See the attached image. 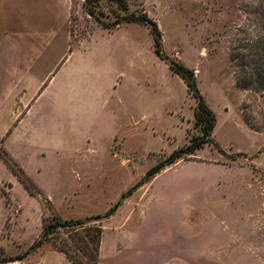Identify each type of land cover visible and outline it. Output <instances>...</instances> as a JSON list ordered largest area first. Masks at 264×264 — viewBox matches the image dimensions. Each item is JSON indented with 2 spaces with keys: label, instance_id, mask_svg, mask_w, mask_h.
I'll return each mask as SVG.
<instances>
[{
  "label": "rangeland",
  "instance_id": "obj_1",
  "mask_svg": "<svg viewBox=\"0 0 264 264\" xmlns=\"http://www.w3.org/2000/svg\"><path fill=\"white\" fill-rule=\"evenodd\" d=\"M126 1L157 23L164 52L195 70L223 151L206 145L125 198L101 222L105 255L122 243L120 229L152 236V264H264V86L249 57L255 46L243 48L264 35L262 1ZM123 15L112 0H0V259L25 253L53 215L106 214L148 169L201 134L196 101L155 54L149 29L102 27ZM41 80L53 87L17 127L27 110L19 95L31 98ZM59 141L65 149L54 147ZM5 154L49 201L30 195ZM42 246L21 264H64L51 243ZM132 248L121 258L142 264L145 248Z\"/></svg>",
  "mask_w": 264,
  "mask_h": 264
},
{
  "label": "trees",
  "instance_id": "obj_2",
  "mask_svg": "<svg viewBox=\"0 0 264 264\" xmlns=\"http://www.w3.org/2000/svg\"><path fill=\"white\" fill-rule=\"evenodd\" d=\"M112 1L119 5L121 10L125 12V15L117 17L115 22L111 25L108 26L103 24L102 27L110 31L124 23H137L149 29V32L153 37L155 54L168 64L169 69L185 83L187 86V92L192 95L196 101V105L193 110L194 127L196 129L199 128L201 134L191 136L187 144L177 148L171 152V154L164 161L159 162L148 169L144 177L137 182L135 186L122 194L118 203L111 207L106 214L91 216L84 220H61L57 216L53 215L50 220L43 223L42 232L39 238L25 253H22L15 258L0 259V264L22 261L46 242L51 243L58 252L64 254L65 257L73 264H98L104 231L101 222L113 215L125 198L131 196L144 184L152 181L167 167L180 161L181 159H187L188 157L195 155L198 150L203 149L206 145H213L218 151H223L221 146L213 138V131L217 123V116L206 103L198 89L195 70L190 69L178 59L176 60L170 58L164 52L162 34L155 21L149 18L146 14L129 12V6L126 0ZM261 1L262 2L260 4L263 7L260 13L262 22L259 21V23L261 22L264 24V0ZM262 29L264 28L262 27ZM246 43L248 44L243 47L244 49L250 48V46L253 45L255 46H253L255 51L253 54L250 53L251 55L249 57L254 56L252 57V63L255 64L253 69L257 72V81L262 83L264 86V35L258 37L257 40L250 43L247 40ZM234 50L235 49H233V51ZM234 56L232 55L233 61H237L238 58H236V54ZM245 56L247 57L248 55ZM237 67H239V72L237 74L238 85L243 87L241 84L242 76L243 74L250 75L249 72H247L250 67L248 66V62L245 60L242 61L241 66L237 65ZM1 158L11 173L21 184H23L31 196H36L38 198L44 197L39 188L16 162H14L7 154H5V158L2 156ZM45 199L49 201L47 198ZM62 236H65L66 238H62Z\"/></svg>",
  "mask_w": 264,
  "mask_h": 264
},
{
  "label": "crops",
  "instance_id": "obj_3",
  "mask_svg": "<svg viewBox=\"0 0 264 264\" xmlns=\"http://www.w3.org/2000/svg\"><path fill=\"white\" fill-rule=\"evenodd\" d=\"M124 24H127V23H124ZM123 25V24H122ZM122 25L118 26L117 28H115L114 30L120 28ZM113 30V31H114ZM113 31H110V32H113ZM108 32V31H107ZM73 52V49L70 51V53ZM68 58H66V60H63L61 65H60V69L63 68V66L65 65V63L67 62ZM65 61V62H64ZM58 68V69H59ZM44 81H39L37 83H35V91L33 93V96H31V98L28 99V96L26 95L25 97L24 96V93L25 91H23V93L21 95H19V101H18V104L20 106H24L27 108L25 114L23 115V117L20 118L19 122H18V125L17 127L21 126L25 120V117L27 116V114L30 112L31 110V107L33 106V104L36 102V100L44 93L46 92V90H49L51 89L50 87H53V82L51 81L49 84L48 82L47 83H44ZM169 97V95L167 96ZM174 104L177 103L176 101V98L174 99ZM194 110V108H193ZM193 115V113H192ZM16 127V128H17ZM14 132H12L11 134H9V137H8V142H10L12 140V138L14 137ZM54 147L57 149V150H62V149H65L66 148V144L62 141H59V142H55L54 143ZM200 151V150H198ZM197 151V152H198ZM196 152V153H197ZM11 153V152H10ZM196 155V154H195ZM178 163H181V160L172 164L171 166L173 165H176ZM171 166L167 167L165 170H167L168 168H170ZM163 170V171H165ZM160 174V173H159ZM125 234H120V229L118 230V237H121L122 239V243H120L119 241H116L115 244L113 245V248L111 250L108 251V255L109 256H106L105 255V252L103 250V241L101 243V249H100V255H99V261H98V264H117V262L119 261L120 263L119 264H129L128 260H130L131 256L130 255H125L124 257L125 258H121V252H120V249H122L123 247H127L126 250H131L133 249L132 247L135 248V246H141V248H145V250H143L140 255L142 256V264H152V258H153V250H152V247L150 248L149 246H152L153 242H152V236H150L147 232L145 233L144 236H140V237H137L135 235H132V234H128L126 232H124ZM179 240L181 239V236H178ZM45 244V243H44ZM121 246V247H120ZM44 246H41L40 248H42ZM49 247V246H48ZM40 248H38L35 252H37L38 250H40ZM47 250L49 251H53L56 253L57 256H60L61 258V261L64 263V264H73L71 261H69L64 254L58 252L53 246H51V248H47ZM34 253V252H33ZM32 254V253H31ZM26 259V258H25ZM24 259V260H25ZM127 259V260H126ZM24 260L22 261H19V262H14V263H11V264H21ZM117 260V262L115 261ZM10 264V263H8Z\"/></svg>",
  "mask_w": 264,
  "mask_h": 264
}]
</instances>
